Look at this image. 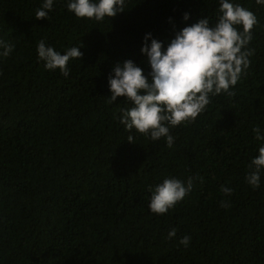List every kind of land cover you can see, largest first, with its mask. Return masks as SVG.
I'll use <instances>...</instances> for the list:
<instances>
[{
	"label": "trees",
	"instance_id": "1",
	"mask_svg": "<svg viewBox=\"0 0 264 264\" xmlns=\"http://www.w3.org/2000/svg\"><path fill=\"white\" fill-rule=\"evenodd\" d=\"M69 2L53 0L44 20V0H0V40L14 45L0 55V264H264V169L258 188L246 180L264 145L253 132L264 135V4L230 0L258 19L250 66L233 96H212L194 122L170 127L169 148L125 129L120 110L132 104L108 103V78L128 59L147 76L143 44L163 50L205 16L214 26L220 0H125L102 21L77 18ZM41 39L83 53L67 77L38 58ZM190 177L182 201L151 212L149 185Z\"/></svg>",
	"mask_w": 264,
	"mask_h": 264
},
{
	"label": "clouds",
	"instance_id": "2",
	"mask_svg": "<svg viewBox=\"0 0 264 264\" xmlns=\"http://www.w3.org/2000/svg\"><path fill=\"white\" fill-rule=\"evenodd\" d=\"M264 4V0H256ZM53 0H44L41 8L35 12L36 19L48 20V12L52 10ZM69 11L77 18H89L102 21L105 17H114L125 10V0H70ZM217 22L210 26L209 19H198L197 22L185 26L175 33L166 48L163 42L151 39L150 45L144 43L141 53L147 56L150 72L146 76L141 67L132 60L117 64L114 75L108 78L111 95L108 103L116 101L117 97H125L131 102V107L120 110L119 121L125 129H133L155 141L166 138L167 147L174 144L170 127L183 123H192L203 113L211 103V97L226 93L233 96L231 88L237 84L250 66L249 57L254 49L248 45L252 40V29L258 24L256 15L230 0H220ZM188 13L183 19L188 20ZM242 25V31L237 30ZM145 34V41L150 37ZM0 55L7 57L14 45L0 40ZM38 58L45 62L49 70L59 69L68 76V63L79 59L83 53L77 46L67 49L64 54L47 46L41 39L37 44ZM257 140L264 141L259 127L253 128ZM128 142H135L129 135ZM259 154L249 164L253 170L246 176L247 182L253 187L260 185L261 170L264 169V145L259 147ZM192 177L186 183L176 178H165L152 192L149 203L151 212L163 215L173 208L192 188ZM221 192L226 195L232 189L221 186ZM221 201V207H228ZM176 229L169 231V238L174 237ZM191 237H181L179 243L188 246Z\"/></svg>",
	"mask_w": 264,
	"mask_h": 264
}]
</instances>
